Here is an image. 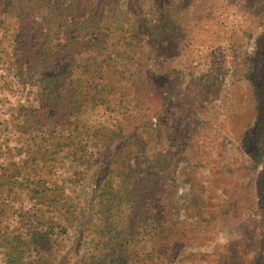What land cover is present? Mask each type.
I'll return each instance as SVG.
<instances>
[{"label": "trees", "instance_id": "16d2710c", "mask_svg": "<svg viewBox=\"0 0 264 264\" xmlns=\"http://www.w3.org/2000/svg\"><path fill=\"white\" fill-rule=\"evenodd\" d=\"M8 92L0 264H264V0H0Z\"/></svg>", "mask_w": 264, "mask_h": 264}, {"label": "rangeland", "instance_id": "374dc122", "mask_svg": "<svg viewBox=\"0 0 264 264\" xmlns=\"http://www.w3.org/2000/svg\"><path fill=\"white\" fill-rule=\"evenodd\" d=\"M9 96H11V97H13V98H15V100H16V102L18 103V102H21V101H24L25 99V97H24V95H23V93L22 92H8V93H2L1 95H0V100H5L6 102H8V104L11 106V107H15V106H13L12 105V102L10 101V99H9ZM0 108H1V103H0ZM5 116H7V118H8V115H5ZM4 116V119H7L6 117ZM207 173H208V168L206 167V168H203L202 169V174H203V176H205V175H207ZM179 180H181V178H179ZM187 191V187H183V186H181L180 188H179V190H178V193L179 194H182V193H184V192H186ZM2 221L4 220V218L2 217V219H1ZM214 245H212V247H213Z\"/></svg>", "mask_w": 264, "mask_h": 264}, {"label": "built area", "instance_id": "2783aa9c", "mask_svg": "<svg viewBox=\"0 0 264 264\" xmlns=\"http://www.w3.org/2000/svg\"><path fill=\"white\" fill-rule=\"evenodd\" d=\"M9 99H10V101L12 102V105H13V106H15V105L17 104L15 98L9 96ZM21 102H23V101H21ZM5 117L7 118V116H5Z\"/></svg>", "mask_w": 264, "mask_h": 264}]
</instances>
